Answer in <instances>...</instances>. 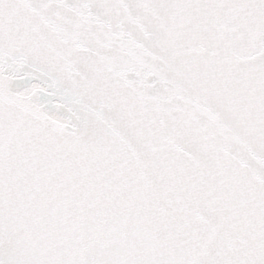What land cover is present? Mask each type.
Here are the masks:
<instances>
[{
    "label": "snow or ice",
    "instance_id": "snow-or-ice-1",
    "mask_svg": "<svg viewBox=\"0 0 264 264\" xmlns=\"http://www.w3.org/2000/svg\"><path fill=\"white\" fill-rule=\"evenodd\" d=\"M0 264H264V0H0Z\"/></svg>",
    "mask_w": 264,
    "mask_h": 264
}]
</instances>
